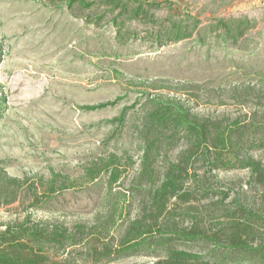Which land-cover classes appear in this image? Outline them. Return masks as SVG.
Listing matches in <instances>:
<instances>
[{"label": "rangeland", "instance_id": "1", "mask_svg": "<svg viewBox=\"0 0 264 264\" xmlns=\"http://www.w3.org/2000/svg\"><path fill=\"white\" fill-rule=\"evenodd\" d=\"M69 1L0 0V181L17 179L7 187L11 202L0 199V224L31 213L95 233L106 221L107 176L91 181L89 174L110 162L122 173L113 193L135 187L149 162L152 178L136 189V198H149V187L183 159L186 187L201 184L192 187V201L228 192L226 202L237 197L264 210V176L260 182L247 167L251 159L264 170V0H141L148 14L121 15L122 26L100 0ZM171 21L189 37L171 40ZM159 105L228 132L226 166L209 171L203 148L192 149L183 130L150 129ZM54 180L69 188L51 210L29 208L27 186ZM77 249L68 264H91L84 246ZM151 261L140 255L98 264Z\"/></svg>", "mask_w": 264, "mask_h": 264}, {"label": "trees", "instance_id": "2", "mask_svg": "<svg viewBox=\"0 0 264 264\" xmlns=\"http://www.w3.org/2000/svg\"><path fill=\"white\" fill-rule=\"evenodd\" d=\"M106 4L113 21L118 26V17L129 15L140 19L148 14L145 2L141 0H100ZM91 0L84 5L93 4ZM73 0L68 2L72 6ZM122 29H120L121 32ZM171 40L189 37L182 25L171 21L166 27ZM157 44L162 45L161 39ZM1 50V44H0ZM6 97L0 85V118L4 114ZM147 124L150 129H167L173 132L185 131L192 136V149L203 148L204 158L210 170H219L223 163L222 152L232 147L231 135L221 126L208 122H198L189 118L187 111L159 107L151 113ZM149 158V155L146 156ZM177 167L172 166L165 173L161 183L149 187V198H136V189L141 187L142 178L150 177L149 162H144L142 173L132 189L113 193V186L122 179L120 167L113 163L105 165L104 171L92 170L91 181L107 176V198L104 204L106 221L98 222L95 233L84 225L58 224L36 221L28 213L24 219L13 223L0 224V264H68L84 246L91 264L116 262L126 257L147 256L152 261L147 264H264V210L256 209L234 197L230 202L225 199L228 192H218L206 201H192L189 197L201 184L186 187L181 159ZM257 179L264 176L259 161L251 160L247 165ZM0 181V199H7L11 192L8 185ZM259 182V181H258ZM57 181L48 184L27 186L26 192L32 196L29 205L34 211L51 210L56 195L68 189L67 182L56 187ZM193 185V184H192ZM192 187L195 189L193 190ZM202 186L203 192L210 190ZM208 188V189H207ZM115 194L118 201L112 203L109 197ZM135 211V215L131 214ZM162 216V219H161ZM111 226L115 233L111 234ZM98 234L86 239V236ZM102 241V246L99 243Z\"/></svg>", "mask_w": 264, "mask_h": 264}]
</instances>
